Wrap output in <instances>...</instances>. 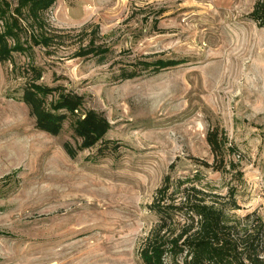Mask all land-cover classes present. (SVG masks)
Wrapping results in <instances>:
<instances>
[{
	"label": "rangeland",
	"instance_id": "374dc122",
	"mask_svg": "<svg viewBox=\"0 0 264 264\" xmlns=\"http://www.w3.org/2000/svg\"><path fill=\"white\" fill-rule=\"evenodd\" d=\"M1 1L0 31L15 41L0 62V264H145L154 230L172 239L191 226L181 215L161 225L151 206L185 200L222 212L238 254L258 238L264 264L256 0H56L37 20ZM35 72L47 108L61 92L84 98L56 137L20 101ZM88 109L110 128L71 159L62 145L76 148Z\"/></svg>",
	"mask_w": 264,
	"mask_h": 264
},
{
	"label": "trees",
	"instance_id": "16d2710c",
	"mask_svg": "<svg viewBox=\"0 0 264 264\" xmlns=\"http://www.w3.org/2000/svg\"><path fill=\"white\" fill-rule=\"evenodd\" d=\"M55 1L19 0L18 7L14 11L21 15V8L26 9L27 16L37 20L41 13L55 4ZM8 6L6 2L0 0V22L4 20ZM249 17L259 28L264 27V0H256ZM13 34V29L5 26L3 31H0V62L10 58L11 53L7 50L6 41L11 39L14 42ZM45 39L46 37H43L42 42H45ZM20 49L19 46L15 47L14 43L12 51ZM40 78L39 73L35 72L32 80L22 89L20 101L27 107L35 128L44 134L56 137L67 116L74 115L85 105L84 98L76 92H61L53 104V109H49L44 100L48 92L45 87L38 84ZM109 128V122L104 115L88 109L77 118L72 127V137L75 141H79L76 142V148L73 149L68 142L63 143L62 147L67 155L74 159L78 151L88 150L101 142ZM151 208L161 220V225H165L173 216L181 215L191 221V226L172 239L161 236L159 230H154L142 255L145 264H242L243 261H247L248 264H260L258 238L246 243L243 252L238 254L237 245L224 237L225 218L215 206L204 204L203 201L185 200L180 206L161 207L153 204ZM195 219L198 222L197 231L192 236H186L187 231L193 227Z\"/></svg>",
	"mask_w": 264,
	"mask_h": 264
}]
</instances>
